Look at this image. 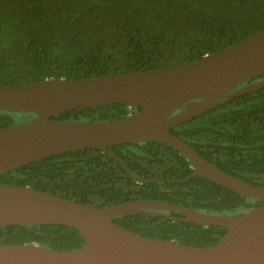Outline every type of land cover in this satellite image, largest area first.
Returning <instances> with one entry per match:
<instances>
[{"label":"trees","instance_id":"obj_1","mask_svg":"<svg viewBox=\"0 0 264 264\" xmlns=\"http://www.w3.org/2000/svg\"><path fill=\"white\" fill-rule=\"evenodd\" d=\"M263 30L264 0H0V87L170 67ZM261 79L239 81L232 91ZM138 110L110 105L69 110L52 119L117 120ZM16 115L0 111V129L22 123L14 122ZM169 132L227 174L264 187V87L225 100ZM109 150L129 173L109 154L85 149L6 172L0 175V184L28 186L96 207L152 200L235 217L260 205L206 179H185L193 172L190 164L165 144L145 142ZM130 174L164 181L137 183ZM112 220L144 237L194 247H210L226 233L220 227L146 214ZM0 244H37L70 251L81 248L84 241L75 229L63 225H10L0 227Z\"/></svg>","mask_w":264,"mask_h":264},{"label":"water","instance_id":"obj_2","mask_svg":"<svg viewBox=\"0 0 264 264\" xmlns=\"http://www.w3.org/2000/svg\"><path fill=\"white\" fill-rule=\"evenodd\" d=\"M259 76L263 79L232 91L239 81ZM263 87L264 30L212 54L170 67L0 87V111L36 115L0 129V175L67 152L99 149L116 158L109 147L158 142L176 150L190 164L193 172L185 179L200 177L260 201L240 216L226 217L152 200L96 207L28 186L0 184V227L63 225L75 229L84 241L81 248L70 251L37 244H0V264H264V187L227 174L169 132L225 100ZM110 105L139 110L117 120L52 119L69 110ZM175 110L179 111L171 114ZM130 176L137 183L164 181ZM134 214L220 227L226 233L210 247H194L144 237L112 220Z\"/></svg>","mask_w":264,"mask_h":264},{"label":"rangeland","instance_id":"obj_3","mask_svg":"<svg viewBox=\"0 0 264 264\" xmlns=\"http://www.w3.org/2000/svg\"><path fill=\"white\" fill-rule=\"evenodd\" d=\"M30 118H32V117H30V116H28V115H16V116H14V122L15 123H20V122H23V121H27V120H29Z\"/></svg>","mask_w":264,"mask_h":264},{"label":"flooded vegetation","instance_id":"obj_4","mask_svg":"<svg viewBox=\"0 0 264 264\" xmlns=\"http://www.w3.org/2000/svg\"><path fill=\"white\" fill-rule=\"evenodd\" d=\"M244 87V86H243ZM232 91H230V92H227L226 94H228V93H231ZM200 116V115H199ZM198 117V116H197ZM33 118V117H32ZM31 119V118H30ZM28 121V120H27ZM26 122V121H25ZM179 126V125H178ZM176 127V126H175ZM174 128V127H173ZM145 143V142H144ZM137 144H140V143H137ZM124 145H127V144H124ZM130 145V144H129ZM117 146V145H116ZM113 154V153H112ZM115 156V155H114ZM112 157V156H111ZM116 157V156H115ZM114 158V157H113ZM115 159H117V160H119L117 157L115 158ZM121 161V160H120ZM209 161V160H208ZM210 162V161H209ZM120 163V162H119ZM127 173H128V171H127ZM191 175V174H190ZM164 212H170V211H162V212H160V213H163L164 214ZM199 212V211H198ZM167 215V214H166ZM175 217H177V216H175ZM182 217V216H181Z\"/></svg>","mask_w":264,"mask_h":264}]
</instances>
